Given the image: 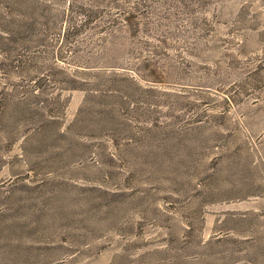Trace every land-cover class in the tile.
<instances>
[{"label":"rangeland","instance_id":"1","mask_svg":"<svg viewBox=\"0 0 264 264\" xmlns=\"http://www.w3.org/2000/svg\"><path fill=\"white\" fill-rule=\"evenodd\" d=\"M0 264H264V0H0Z\"/></svg>","mask_w":264,"mask_h":264}]
</instances>
